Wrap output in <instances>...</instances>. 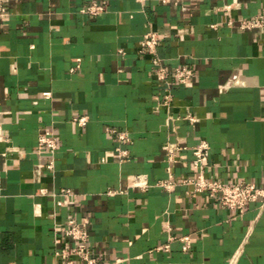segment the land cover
Returning a JSON list of instances; mask_svg holds the SVG:
<instances>
[{
  "label": "crops",
  "instance_id": "crops-1",
  "mask_svg": "<svg viewBox=\"0 0 264 264\" xmlns=\"http://www.w3.org/2000/svg\"><path fill=\"white\" fill-rule=\"evenodd\" d=\"M3 1L10 13L0 20V264H57L69 218L89 222L99 264H264L259 200L239 212L178 183L196 173L192 147L205 138L208 178L264 185V26H239L264 13V0H190L187 10L106 0L97 16L79 11L94 0ZM150 30L161 37V63L193 69L187 83L171 75L167 103L152 60L138 51ZM188 111L199 118L194 125ZM78 114L88 116L85 125L73 120ZM42 129L58 138L54 171L37 168L50 157L37 151ZM168 140L186 147L169 190L157 185L168 176ZM117 147L128 156L119 160ZM138 173L148 188L132 184ZM62 188L72 192L59 195ZM169 234L170 248L158 249Z\"/></svg>",
  "mask_w": 264,
  "mask_h": 264
},
{
  "label": "built area",
  "instance_id": "built-area-1",
  "mask_svg": "<svg viewBox=\"0 0 264 264\" xmlns=\"http://www.w3.org/2000/svg\"><path fill=\"white\" fill-rule=\"evenodd\" d=\"M144 3L146 0H138ZM162 2H173L182 10L188 9V3L190 0H161ZM236 1V0H234ZM108 8L106 0H94L80 8V12L88 14L90 16H97L105 12ZM10 13L9 6L0 0V20L6 18ZM231 19L228 23H232ZM239 26L241 28H252L264 26V13L259 12L249 19L241 20ZM161 40V37L155 31H148L144 34L140 40L138 51L141 54L148 55L155 66V72L157 78L161 81L163 87L167 91L164 95V103H167L172 96L171 93V81L170 77L173 75V79L178 83H187L193 74V69L187 65L177 66L171 71L163 63H161L160 57L156 54V48ZM119 52L124 53V49L120 48ZM44 96H50L49 91L43 92ZM170 116H172L170 114ZM185 118L194 125L198 121V117L192 112L188 111ZM73 120L79 125H85L88 121L86 114H78L74 116ZM108 131L117 132L121 140H130L128 132L125 130H117L111 126L106 127ZM58 147V138L52 129H42L38 136L37 151H46L49 153V159L46 163L38 162L37 168L42 166L49 170H55V152ZM186 148L178 141H166L163 145L165 152V160L167 161L168 176L160 179L157 185L167 190L171 189L177 181L173 178L172 164L178 158V151ZM194 153V159L192 160V166L196 169L194 175L185 176L181 178L178 183L190 184L192 188L189 190L191 195H195L199 192H206L207 195L215 200L220 206L226 208H232L239 212H243L247 204L251 201L259 200L260 207H264V185L258 184L253 181H236L233 183H225L215 178H208L205 174V169L208 166L210 144L207 139L202 138L199 142L192 147ZM116 155L119 160L128 156V150L125 148L117 147ZM132 184L146 189L150 186L147 178V174L138 173L132 178ZM113 192L112 190H108ZM41 192H46L45 188L41 189ZM70 188H62L59 195H65L71 193ZM56 194V193H55ZM54 194V195H55ZM58 205H62V200L58 198L56 200ZM89 222L78 221L74 218H69L66 224L62 227V237L60 245L55 247V254L58 256L57 264H99V258L94 252L90 244L89 236ZM168 231L171 230L170 224L164 222ZM174 238L172 234H169V238L166 242L159 244L158 249L170 248V241ZM182 241V248L188 250L191 246V238L188 234L179 237Z\"/></svg>",
  "mask_w": 264,
  "mask_h": 264
}]
</instances>
